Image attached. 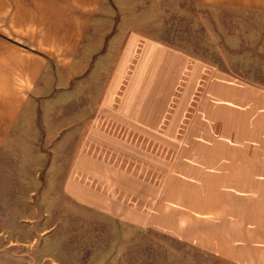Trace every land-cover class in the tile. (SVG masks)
Returning <instances> with one entry per match:
<instances>
[{"label": "crops", "instance_id": "obj_1", "mask_svg": "<svg viewBox=\"0 0 264 264\" xmlns=\"http://www.w3.org/2000/svg\"><path fill=\"white\" fill-rule=\"evenodd\" d=\"M189 1L264 14V0ZM114 2L0 0V148L35 130L29 119L55 120L54 134H64L74 153L66 192L126 223L165 230L163 215L174 210V150L164 176L162 136L173 143L174 135L193 132L180 120L215 98L219 139L202 143V163L219 168L203 175L219 198L217 238L207 228L183 240L219 262L264 264V82L229 76L164 41L146 18H174V0H122L121 16ZM100 18H112L111 29L100 30ZM114 18H122L121 45L104 89L89 99L79 86L94 57L110 52L91 40L109 39ZM148 135L160 141L147 143ZM133 156L152 174L140 161L134 167Z\"/></svg>", "mask_w": 264, "mask_h": 264}, {"label": "rangeland", "instance_id": "obj_2", "mask_svg": "<svg viewBox=\"0 0 264 264\" xmlns=\"http://www.w3.org/2000/svg\"><path fill=\"white\" fill-rule=\"evenodd\" d=\"M114 3L116 12L111 7L104 10L121 16L122 0ZM111 19L100 18V30L111 29ZM121 19L114 18L109 39L91 40L103 52H110L94 57L89 65L87 86L78 89L86 98L100 94L112 74L109 68L122 41ZM154 19L146 18L147 25L156 26L164 41L174 43L175 48L207 59L229 76L243 73L264 82V14L174 0V18ZM71 105L64 109L67 113L74 109ZM196 112L178 124L193 127V132L174 135L173 143L168 136L161 139L164 176L174 150V210L168 208L163 215L165 230L126 223L119 215L70 196L65 179L74 153L65 135L54 134L55 120L29 119L35 130L26 129L0 148V264H228L183 240L188 233L198 237L207 228L211 229L208 236L217 238L213 233L218 228L219 198L212 190L214 184L206 183L203 175L218 173L219 168L202 163L206 153L202 143L219 139L216 99L212 98L208 109ZM144 137L147 143L160 141L159 136ZM133 161L140 160L130 159L137 168ZM140 162L146 175L152 174L146 161Z\"/></svg>", "mask_w": 264, "mask_h": 264}]
</instances>
